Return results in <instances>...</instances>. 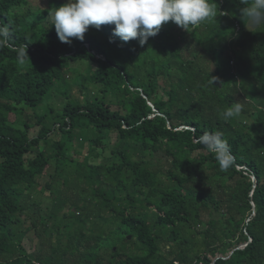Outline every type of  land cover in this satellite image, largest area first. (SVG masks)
<instances>
[{"label": "trees", "instance_id": "16d2710c", "mask_svg": "<svg viewBox=\"0 0 264 264\" xmlns=\"http://www.w3.org/2000/svg\"><path fill=\"white\" fill-rule=\"evenodd\" d=\"M210 2L215 20L141 46L114 25L64 43L47 18L64 1L0 0V264H264V24ZM217 132L227 171L198 142Z\"/></svg>", "mask_w": 264, "mask_h": 264}, {"label": "clouds", "instance_id": "9594fccd", "mask_svg": "<svg viewBox=\"0 0 264 264\" xmlns=\"http://www.w3.org/2000/svg\"><path fill=\"white\" fill-rule=\"evenodd\" d=\"M241 3L242 17L254 25L264 24V0H241ZM50 15L61 42L70 44L73 38L83 41L90 26L99 29L101 25H114L113 36L125 43L137 40L143 46L159 33L163 24L171 21L191 31L215 20L218 7L210 0H66ZM11 33L10 24L0 23V49L9 44ZM17 59L21 65L29 59L26 45L18 49ZM214 80L210 79L209 84L214 85ZM244 110L245 105L236 101L219 115L227 122ZM198 142L215 154L222 171L234 166V157L222 133H204Z\"/></svg>", "mask_w": 264, "mask_h": 264}, {"label": "rangeland", "instance_id": "374dc122", "mask_svg": "<svg viewBox=\"0 0 264 264\" xmlns=\"http://www.w3.org/2000/svg\"><path fill=\"white\" fill-rule=\"evenodd\" d=\"M62 1L66 2V0H62ZM47 6H48V0H27V4H22L21 6H18L17 10H21L23 12H26L28 9L31 11H36V10L45 9L47 8ZM47 18L52 20V17L50 15H48ZM250 26L253 25L250 24ZM73 66H77V64H73ZM80 67L82 68L81 70H84L85 64L80 65ZM159 94L163 95L161 90L159 91ZM39 111L43 112L42 109H40ZM147 156L151 160H162L163 162L167 159L166 157L161 156V154H157V153H150ZM41 198L43 205H47L49 203L50 198L48 196V192L41 194ZM22 217L24 218V216ZM24 225L27 228V234H26L27 237L24 240V244L29 251L36 254L39 249L38 240L33 236L32 230L28 228L29 224L27 221L24 223Z\"/></svg>", "mask_w": 264, "mask_h": 264}, {"label": "built area", "instance_id": "2783aa9c", "mask_svg": "<svg viewBox=\"0 0 264 264\" xmlns=\"http://www.w3.org/2000/svg\"><path fill=\"white\" fill-rule=\"evenodd\" d=\"M38 264V263H37Z\"/></svg>", "mask_w": 264, "mask_h": 264}]
</instances>
